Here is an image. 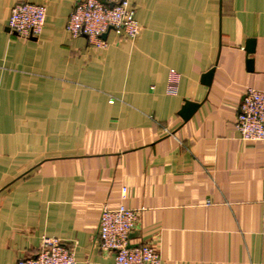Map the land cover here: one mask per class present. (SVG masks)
I'll return each mask as SVG.
<instances>
[{
  "label": "crops",
  "instance_id": "crops-1",
  "mask_svg": "<svg viewBox=\"0 0 264 264\" xmlns=\"http://www.w3.org/2000/svg\"><path fill=\"white\" fill-rule=\"evenodd\" d=\"M19 1L46 7L36 38L8 28ZM131 4L139 35L98 48L68 33L73 0H0V264L43 237L113 264L98 226L121 203L139 213L131 243L162 264H264V142L235 126L245 91L264 90V0ZM186 100L200 103L187 121Z\"/></svg>",
  "mask_w": 264,
  "mask_h": 264
},
{
  "label": "built area",
  "instance_id": "built-area-1",
  "mask_svg": "<svg viewBox=\"0 0 264 264\" xmlns=\"http://www.w3.org/2000/svg\"><path fill=\"white\" fill-rule=\"evenodd\" d=\"M73 1L74 9L66 29L71 37L86 35L90 46L107 48L109 42L103 35L110 31L126 39H135L141 31L131 0ZM46 15L44 5L19 1L13 7L7 25L24 38L39 36L45 28ZM180 79L176 69L169 71L168 93H177ZM235 126L242 139L264 142V90L248 88L245 91ZM121 195L127 198V187H122ZM138 219V211L124 203L102 208L98 240L102 250L113 253V264H162L161 253L152 243L130 246V234ZM15 264H76V257L74 248L61 239L43 237L35 255L19 258Z\"/></svg>",
  "mask_w": 264,
  "mask_h": 264
},
{
  "label": "water",
  "instance_id": "water-1",
  "mask_svg": "<svg viewBox=\"0 0 264 264\" xmlns=\"http://www.w3.org/2000/svg\"><path fill=\"white\" fill-rule=\"evenodd\" d=\"M9 28V27H8ZM10 29V28H9ZM15 32V31H14ZM17 33V32H16ZM108 33H105L103 36L106 38ZM30 38H36L35 36H31ZM256 49V40L255 39H249L247 42L246 46V52H247V66L249 70H253L254 67V53ZM214 68L210 69L207 73H205L203 77V82L207 85H210L213 79V74H214ZM244 97V95H243ZM243 100V99H242ZM242 102V101H241ZM200 103L193 102L190 100H186L185 104L180 110V115L182 118L187 121L194 113L195 111L199 108ZM135 237V233L130 234V238ZM136 244H131L130 246H135Z\"/></svg>",
  "mask_w": 264,
  "mask_h": 264
}]
</instances>
